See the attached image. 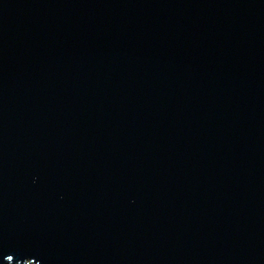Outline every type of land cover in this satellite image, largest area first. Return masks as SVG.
<instances>
[{"label": "water", "instance_id": "water-1", "mask_svg": "<svg viewBox=\"0 0 264 264\" xmlns=\"http://www.w3.org/2000/svg\"><path fill=\"white\" fill-rule=\"evenodd\" d=\"M0 264H264V0H0Z\"/></svg>", "mask_w": 264, "mask_h": 264}]
</instances>
